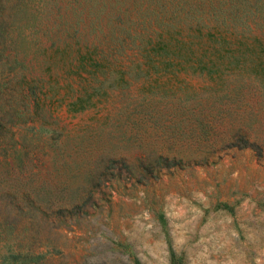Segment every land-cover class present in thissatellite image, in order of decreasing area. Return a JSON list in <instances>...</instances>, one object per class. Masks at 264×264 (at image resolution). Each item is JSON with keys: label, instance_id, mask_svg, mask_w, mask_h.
Masks as SVG:
<instances>
[{"label": "rangeland", "instance_id": "obj_1", "mask_svg": "<svg viewBox=\"0 0 264 264\" xmlns=\"http://www.w3.org/2000/svg\"><path fill=\"white\" fill-rule=\"evenodd\" d=\"M27 1L41 20L28 68L63 103L47 126L55 131L43 130L53 147L16 132L26 161L0 166V215L38 235L43 263L264 264V73L252 70L264 62V0ZM158 36L187 58L224 54L220 71L130 63ZM230 54L237 63H226ZM99 67L106 92L67 110L85 69ZM21 190L80 205L71 213L59 202L69 215L59 221L56 210L19 208L11 193Z\"/></svg>", "mask_w": 264, "mask_h": 264}, {"label": "trees", "instance_id": "obj_2", "mask_svg": "<svg viewBox=\"0 0 264 264\" xmlns=\"http://www.w3.org/2000/svg\"><path fill=\"white\" fill-rule=\"evenodd\" d=\"M40 25L41 20L35 1L0 0V137L3 136V132L9 131L10 139H14L12 140L14 143L12 142V146L9 145V147L7 144L9 141H4L3 144L7 146L8 154L6 161H0V166L10 165L14 160L26 161V157L23 155L26 153L24 148L27 145L15 139L16 132L26 135L32 131L36 134L38 142L42 141L43 144L48 142L49 147H53L50 143L52 132L50 135H43V130L55 131L54 128L47 126L56 123V120L52 118H54V112L61 107L63 102L54 105L49 93L50 87H46V82L42 76L34 74L28 68L25 59V53L33 41V33L40 28ZM160 32L163 31L160 30ZM34 39L36 40V38ZM151 41L154 43L150 46ZM156 44H160V47ZM9 45L13 48H11L13 52L9 53L10 56L5 54ZM137 46L141 50L142 59L132 58L130 63L137 66L142 63H149L152 67L154 66V70L167 69L170 65H175L179 69L191 68L194 71L199 70V72L212 74V72L220 71L218 61L223 62L222 58L224 57V54L205 56L203 53H198L187 58L170 46L167 39L159 36L156 39L149 37L145 45ZM4 57L6 59H3ZM238 60L237 55L230 54L227 56L226 63H237ZM183 61H190L189 65L181 67ZM111 64L112 62H109V65ZM258 64L260 67H253L252 70L256 73H264V62L261 61ZM97 65H100L99 61L95 68L98 67ZM118 65L120 64H115V67ZM126 68L120 65L116 72L122 76V72ZM85 70L87 73L84 78H86L78 89L77 95L65 102L69 111L76 112L92 105L94 103L91 99L92 95L99 94L101 90L106 92L105 85H110L109 83L106 84L107 70L99 67L97 71H100V74L91 69ZM76 72L81 76V71ZM118 84L120 83H112L111 85L117 86ZM16 142L20 147H16ZM219 149V147H213V149L207 150L205 158L214 155ZM53 185L54 188L52 189L62 190L63 188V185L58 183ZM11 196L21 209L34 205L41 210H56L59 221L63 222L69 215L63 213L60 205H58L59 202L68 203L71 206V213L73 206L80 205V197L61 193L46 192L44 195H39L21 190L17 193H11ZM37 238L38 235L32 234L27 225L18 224L8 214L0 215V264H44L49 251L35 247ZM173 263L182 264L176 258Z\"/></svg>", "mask_w": 264, "mask_h": 264}]
</instances>
